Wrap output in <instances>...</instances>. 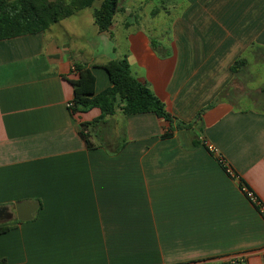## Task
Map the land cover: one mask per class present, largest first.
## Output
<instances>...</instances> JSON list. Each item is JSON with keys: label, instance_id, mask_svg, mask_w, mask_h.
Segmentation results:
<instances>
[{"label": "crops", "instance_id": "crops-1", "mask_svg": "<svg viewBox=\"0 0 264 264\" xmlns=\"http://www.w3.org/2000/svg\"><path fill=\"white\" fill-rule=\"evenodd\" d=\"M185 1L164 41L120 0L108 32L96 2L0 41V209L36 205L29 221L0 219V263L264 264V220L241 185L264 208V0ZM123 58L173 131L117 111L85 131L87 149L79 124L100 111L68 112L73 66L91 70L98 94L110 87L102 65Z\"/></svg>", "mask_w": 264, "mask_h": 264}, {"label": "trees", "instance_id": "trees-1", "mask_svg": "<svg viewBox=\"0 0 264 264\" xmlns=\"http://www.w3.org/2000/svg\"><path fill=\"white\" fill-rule=\"evenodd\" d=\"M96 2L98 6L93 11V21L100 33L108 32L118 11L119 0H0V41L43 32L75 13L91 8ZM243 65L244 60H238L232 65L231 71L236 72ZM102 68L108 76L110 87L98 94L94 93V75L86 65L76 63L72 70L75 78L69 80L72 87V99L68 108L70 115L85 113L94 108L100 111L99 118L79 124V135L86 148L91 149L93 146L85 131L102 123L117 111L123 116L153 113L169 124L167 132L161 138L170 137L173 118L150 89L131 74L126 59L108 61ZM7 231V226H0V234Z\"/></svg>", "mask_w": 264, "mask_h": 264}, {"label": "rangeland", "instance_id": "rangeland-1", "mask_svg": "<svg viewBox=\"0 0 264 264\" xmlns=\"http://www.w3.org/2000/svg\"><path fill=\"white\" fill-rule=\"evenodd\" d=\"M120 0V6L122 9H130L133 11L134 15L133 17H136L139 15V18L137 17V20L140 21L141 24L145 22L146 25L143 27L146 28L150 36L156 39V41H164V39L167 40L168 38V32H169V25L170 22L175 18V16H178L181 12L184 6L186 5L185 0ZM144 14V17H142V14L140 11ZM136 12V13H135ZM153 13V15L151 14ZM137 14V15H136ZM120 15V16H119ZM122 12L120 14H117L116 16V24L119 25L120 20L122 19ZM131 17V16H130ZM124 18V17H123ZM137 25H140V23L137 22ZM134 26V25H133ZM142 27V26H141ZM248 89H250L253 92V89L251 85H247ZM237 92V96L244 97V98H250V93L248 91H243L239 95ZM262 98V96H261ZM263 99V98H262ZM251 100H254L251 97ZM262 102L261 100H259ZM245 107L252 106L250 101L244 100L242 103ZM260 107H264V103H260Z\"/></svg>", "mask_w": 264, "mask_h": 264}, {"label": "built area", "instance_id": "built-area-1", "mask_svg": "<svg viewBox=\"0 0 264 264\" xmlns=\"http://www.w3.org/2000/svg\"><path fill=\"white\" fill-rule=\"evenodd\" d=\"M67 107H70V103L67 104ZM203 145L210 153H215V149L211 145H208L207 143H203ZM218 162L222 165V169L226 172V174H228L229 176H233L230 168H228V166H226L222 160H218ZM242 191L244 192L246 198L257 207L259 213L261 214L264 220V208L261 207V204L256 198V196L246 187H242ZM226 264H245V259L239 256L230 257L229 259H227Z\"/></svg>", "mask_w": 264, "mask_h": 264}, {"label": "water", "instance_id": "water-1", "mask_svg": "<svg viewBox=\"0 0 264 264\" xmlns=\"http://www.w3.org/2000/svg\"><path fill=\"white\" fill-rule=\"evenodd\" d=\"M36 211V205L33 203H18L15 205L11 213L6 212V209H0V219L9 220L14 213L18 221H29L32 219Z\"/></svg>", "mask_w": 264, "mask_h": 264}]
</instances>
